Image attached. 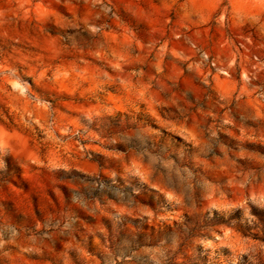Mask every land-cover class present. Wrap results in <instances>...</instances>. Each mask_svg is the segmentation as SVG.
I'll use <instances>...</instances> for the list:
<instances>
[{"label":"rangeland","instance_id":"obj_1","mask_svg":"<svg viewBox=\"0 0 264 264\" xmlns=\"http://www.w3.org/2000/svg\"><path fill=\"white\" fill-rule=\"evenodd\" d=\"M0 264H264V0H0Z\"/></svg>","mask_w":264,"mask_h":264}]
</instances>
